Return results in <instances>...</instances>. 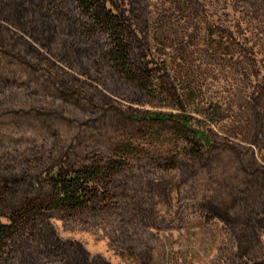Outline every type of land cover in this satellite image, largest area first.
I'll use <instances>...</instances> for the list:
<instances>
[{
	"label": "rangeland",
	"instance_id": "374dc122",
	"mask_svg": "<svg viewBox=\"0 0 264 264\" xmlns=\"http://www.w3.org/2000/svg\"><path fill=\"white\" fill-rule=\"evenodd\" d=\"M5 1L3 10L0 0V184L11 176L27 188L20 197H5L0 224H9L25 201L45 207L35 230L42 239L31 238L28 223L19 242L22 258L28 252L37 264H67L65 257L76 253L86 258L77 264H264V0L109 5L130 25L135 52L143 49L139 61L152 70L155 89L175 91L178 101L167 93L150 100L113 70L106 77L103 65L89 63L85 71L70 66L18 22L42 16L38 3L18 0L31 11L21 15L11 8L16 0ZM73 51L67 47L65 58ZM214 109V117L204 115ZM153 112L198 119L215 149L196 145L202 152L197 159L173 124L134 118ZM245 159L252 169L242 179L232 166L221 173L213 164L243 165ZM110 161L123 169L117 185H101L99 199L85 212L47 210L53 194L49 172ZM243 180L254 182L233 208L255 213L246 227L234 229L209 209L225 207L215 199L220 187ZM252 231L256 236L249 242L239 240L250 239ZM52 238L58 242L54 255L48 251ZM13 249L11 258L4 251L7 261L19 256Z\"/></svg>",
	"mask_w": 264,
	"mask_h": 264
},
{
	"label": "trees",
	"instance_id": "16d2710c",
	"mask_svg": "<svg viewBox=\"0 0 264 264\" xmlns=\"http://www.w3.org/2000/svg\"><path fill=\"white\" fill-rule=\"evenodd\" d=\"M34 1L42 8L40 11L44 14L40 15L37 20L34 18V20L30 21L31 23H26L22 20L18 22L21 23L22 28L29 27L37 36L41 35L43 37L41 41L45 40L44 44L53 50V54L63 56L62 59H65L67 64L70 66L77 65L78 69H83V71L89 70V63H92L95 69L103 65L101 72L106 73V77L109 73L108 70H113L112 73L119 77L117 79L131 84L138 92H141L150 100L165 96V93L169 94L171 98L179 100L175 91L166 92L160 88L155 89L156 87L152 83L154 77H151L152 70H148L146 65V69L143 68L139 61L145 57L143 49H138L137 52L139 53L135 52V38L130 25L121 15L120 17L115 16L109 10V5L113 6L115 3L122 5L125 0ZM2 2L3 10H6L8 4H6L5 0H2ZM11 4V8L16 13H20L21 15L31 14V11H24L19 7L18 0L13 1ZM50 13L56 14L49 16ZM132 13L134 12L132 11ZM71 46L74 48V51L71 56L65 58L67 55L65 50ZM54 47L58 48L59 54ZM137 55H140V57L136 58L137 61L135 62L134 57ZM98 56H102L101 62ZM169 87L172 89L171 85ZM173 90L175 89L173 88ZM180 108H183V105ZM204 112V115L207 117L217 115V109L212 110V112ZM134 118L150 124H173L175 135L186 145H189V154L197 159L202 157V152L196 145L200 144V147L203 149H215L216 145L205 133L203 123L196 118L187 117L184 114L172 115L156 112L144 117ZM241 163H238V165H236L237 163H232L226 167L227 164L224 160H217L213 164L219 168L218 171L221 173L229 169V166H232L237 175L236 178L242 179V172L252 169V166H250L251 162L246 159L243 165ZM122 170L120 163L110 161L107 165H96L86 170L75 169L64 173L49 172L46 177L52 185L53 194L47 202L48 207H50L47 210L71 214L85 212L90 202L99 199L101 185L104 187V190L117 185ZM4 181L8 184H0V206H2L3 202H6L5 197H20L27 188L26 182H19L17 179L13 180L11 176L5 177ZM12 181L15 183L14 186H11ZM249 182L253 183L254 180H243L236 185L226 184L224 188L220 187L216 192L215 199L218 198V200L225 202V207L216 205L211 207L209 211L214 215L222 216L234 229L241 228L242 226L246 227L252 218L250 214L255 213L254 210L246 211V213L242 214L241 212L243 211L237 207L234 209L233 204H236L241 198L246 197L244 193L251 190ZM43 207L38 202L25 201L24 205H20L13 210L9 224H0V264H13L14 261H17L19 264H37L33 253H29L30 255H28L27 252L25 258H22L24 251L23 246L19 242L24 238V231L28 227V223H31L29 225V228L32 229L31 238L38 239L40 237L42 239V235L35 234L37 232L35 230L38 228L39 217H43L41 215ZM254 232L248 233L250 239H245L243 235L238 236V238L243 243L249 242L251 236L253 238L256 236ZM57 244V240L52 238L51 247L48 251L53 255L56 253L55 248ZM12 245H15L13 246L14 249ZM15 247H17L16 252L20 253L19 256L15 257L12 262V259L7 261L5 252L8 250V255L11 258L10 251L12 249L15 250ZM64 251L66 252V249ZM70 251L77 252L71 249ZM71 256V258L65 257L67 264H70L67 259H72L73 264H77L82 259L83 262L86 261L83 255L72 253Z\"/></svg>",
	"mask_w": 264,
	"mask_h": 264
}]
</instances>
